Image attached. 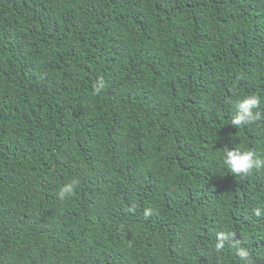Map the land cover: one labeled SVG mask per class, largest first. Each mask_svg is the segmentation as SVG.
Wrapping results in <instances>:
<instances>
[{"label":"trees","instance_id":"trees-1","mask_svg":"<svg viewBox=\"0 0 264 264\" xmlns=\"http://www.w3.org/2000/svg\"><path fill=\"white\" fill-rule=\"evenodd\" d=\"M237 148L264 159V0H0V264H264Z\"/></svg>","mask_w":264,"mask_h":264},{"label":"clouds","instance_id":"clouds-1","mask_svg":"<svg viewBox=\"0 0 264 264\" xmlns=\"http://www.w3.org/2000/svg\"><path fill=\"white\" fill-rule=\"evenodd\" d=\"M104 88V84L98 83L95 86V91L99 93ZM260 104V98L255 94H247L242 96L235 102V113L231 119V125L235 127H241L245 124H254L261 119V113L259 111L254 112L253 109H257ZM223 163L227 166L229 171L234 174H248L253 169H260L264 167V159L259 158L254 150L245 149H228L223 153ZM75 181L65 185L60 190V195L71 194L74 190ZM257 215H260V211L257 210ZM231 234L220 233L215 248L217 251L224 247L226 240H229ZM238 247L239 257L247 262L250 259L249 251L242 247Z\"/></svg>","mask_w":264,"mask_h":264}]
</instances>
